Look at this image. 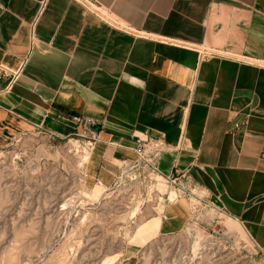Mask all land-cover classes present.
<instances>
[{"label": "crops", "instance_id": "1", "mask_svg": "<svg viewBox=\"0 0 264 264\" xmlns=\"http://www.w3.org/2000/svg\"><path fill=\"white\" fill-rule=\"evenodd\" d=\"M93 6L99 17L80 0H0V138L20 126L64 137L91 117L86 169L95 153L107 185L137 138H163L161 172L264 250V0ZM184 201L165 204L157 234L182 226Z\"/></svg>", "mask_w": 264, "mask_h": 264}, {"label": "rangeland", "instance_id": "2", "mask_svg": "<svg viewBox=\"0 0 264 264\" xmlns=\"http://www.w3.org/2000/svg\"><path fill=\"white\" fill-rule=\"evenodd\" d=\"M86 141L37 126L0 138V264H264L242 226L197 193L182 226L157 234L165 186L128 174L98 188Z\"/></svg>", "mask_w": 264, "mask_h": 264}, {"label": "built area", "instance_id": "3", "mask_svg": "<svg viewBox=\"0 0 264 264\" xmlns=\"http://www.w3.org/2000/svg\"><path fill=\"white\" fill-rule=\"evenodd\" d=\"M86 9L93 11L99 17L97 9L93 6V0H80ZM101 15V14H100ZM76 129L81 127L82 133L74 132L72 134L87 139L88 150L91 152L95 145L100 141L97 136V122L88 116L75 115L72 118ZM53 135V134H52ZM130 149L134 156L129 160L124 161L118 172L116 173L113 182L108 186L115 184L118 179L128 174H132L138 180H151L154 185L163 184L167 189L164 196L165 204L179 199H186V196L191 194L186 180H182L177 174L165 175L159 168V163L163 152L171 150L172 146L160 137L137 138L136 145ZM119 181V180H118ZM117 181V182H118ZM95 184L104 185L103 182L96 178ZM153 185V184H152Z\"/></svg>", "mask_w": 264, "mask_h": 264}, {"label": "bare ground", "instance_id": "4", "mask_svg": "<svg viewBox=\"0 0 264 264\" xmlns=\"http://www.w3.org/2000/svg\"><path fill=\"white\" fill-rule=\"evenodd\" d=\"M88 156H89V155H86L85 157H82V158H83V161H82L83 163H85V162L88 160ZM96 186L98 187V185H96ZM98 188H99V187H98Z\"/></svg>", "mask_w": 264, "mask_h": 264}]
</instances>
